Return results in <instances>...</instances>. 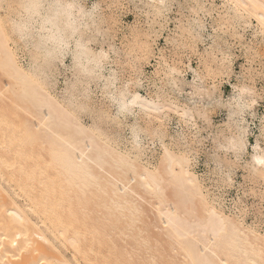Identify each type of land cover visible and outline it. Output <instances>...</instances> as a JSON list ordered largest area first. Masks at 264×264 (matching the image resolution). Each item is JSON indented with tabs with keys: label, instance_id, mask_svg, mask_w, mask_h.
Returning <instances> with one entry per match:
<instances>
[{
	"label": "bare ground",
	"instance_id": "bare-ground-1",
	"mask_svg": "<svg viewBox=\"0 0 264 264\" xmlns=\"http://www.w3.org/2000/svg\"><path fill=\"white\" fill-rule=\"evenodd\" d=\"M226 1L239 23L254 18L264 32V0ZM17 2L0 16V264H159L153 243L140 256V236L127 233L137 241L130 250L115 239L150 209L180 264H264V231L245 224L242 209L226 213L217 194V173L231 179L219 168L229 155L264 184V111L252 86L221 90L215 80L233 61L224 53L217 68L216 41L207 42L216 35L214 1L184 0L190 15L172 19L180 0H130L146 15L143 27L123 25L102 0ZM164 33L188 34L214 64L160 50L162 70L147 74L141 61ZM128 54L133 73L124 76ZM218 109L226 118L217 124Z\"/></svg>",
	"mask_w": 264,
	"mask_h": 264
},
{
	"label": "rangeland",
	"instance_id": "rangeland-1",
	"mask_svg": "<svg viewBox=\"0 0 264 264\" xmlns=\"http://www.w3.org/2000/svg\"><path fill=\"white\" fill-rule=\"evenodd\" d=\"M208 1H214V3L217 5L216 35L212 36L211 39L207 40V42H209L212 39H215V41H216L215 53L217 55V58H216L217 68L220 67V59H221L222 54H224V53L229 54L232 58V61H233L232 71L229 72L228 75L219 74L217 77H215V80H217L218 86L221 90L227 89L228 86L230 85V83L236 84L238 82H242V83H245V84L252 86L257 91V93L259 94V99H258L259 100V109H258V111H259V113H261L262 111H264V32L261 31L260 26L257 24V21L254 18L250 19L248 25H245L242 22L239 23L237 19L233 18L232 12L231 13L227 12V9L229 8V4L226 0H208ZM180 2L182 4L183 8L179 9L177 4H174L171 8V11L169 12L170 18L174 19L175 17H180L179 15H181V16H185L186 14L190 15V13L187 9V5L185 4L184 0H180ZM102 6H103V8H106L107 13H113L114 15L116 14L117 16H119L123 25L137 24L141 27L146 26V15L144 14V11H142V10L139 11L140 9L134 8V6H133L132 2H130V0H102ZM7 7H11L13 9H18L19 4H18L17 0H10L8 2ZM7 7L3 6V5L0 7V16L1 15L4 16V12L10 9ZM5 9H7V10H5ZM183 13H185V15ZM219 13H220L221 17H218ZM214 16H216V14H214ZM204 21L206 23L207 29L210 32V24L212 23L211 18L206 16L204 18ZM171 27H172V24H171ZM239 34H241V36L237 37ZM205 35H207V32H205ZM159 37H161V40H160V43L158 44ZM163 39H164V41H162ZM187 45L190 48H191V46H193L192 49L191 50H190V48L188 49V47H186ZM189 45H191V46H189ZM204 46L205 45L202 43H198V45H194L192 39L186 33L184 34V37L182 39L178 38L175 40H172L171 38L167 37L166 34L164 33V34H161L160 36H156L155 42H154V47H153V54L149 57L148 60H145V61L142 60L141 66L147 74L154 76V74H155L154 72H158V71L162 70L161 66L158 64L161 61V59H160L161 52L167 58H174V59H176V61H182V63H184V64L190 63L193 66L199 65L200 61H202V59L208 58L207 62L210 66V64L213 63V56L212 55L207 56V54L203 50ZM160 50H161V52H160ZM193 57L195 58V60H194L195 63L192 62ZM122 59L124 60V62L122 64V67L124 68L122 70L123 74H124V76H128L129 74L133 73V71H131V66L133 65L134 62H133L130 54L123 55ZM147 67H149V68H147ZM59 81H60L61 86H63L64 77L61 76L59 78ZM92 87H93V89L97 90L95 88V86H92ZM142 93H144V92L142 91ZM97 94H98V96H100L99 92ZM5 102H3L2 104L5 103L4 105H7L8 101L6 100ZM212 114H214L212 116H213V119L215 121H217V124L220 121V119L226 118V112L222 109H218L217 113L213 112ZM81 115L82 116L80 119L84 123H86V124L91 123V120L89 119L88 116H86V114L82 113ZM102 126H104L105 129L108 128L104 124ZM128 132L129 131L125 128L123 135L128 136ZM200 155L201 156H199V159L201 160V162L198 165L196 170H198L199 172H203L206 169V165L203 164V161H205V157L203 154H200ZM229 156L234 160V157L232 155H229ZM230 157H228L230 159L229 160L230 163L228 164L225 162L222 164V167H219V168L223 169L226 173H228L231 179L228 181L227 177L224 174L217 173V194H219L221 196V198L223 199L222 201L224 204V210L226 211V213H229L231 215H240L239 209H242L243 210L242 218L244 220V223L247 225L248 224L252 225V226L256 227L259 231L261 230V232H263L264 231V195H260V191L264 190V184H262V182L260 180H254L249 175L247 170L244 169L242 164H240V163L237 165L232 164ZM217 159L223 160L224 157H223V159L217 157ZM206 161H212V159L208 157L206 159ZM227 198L230 200H228ZM145 206H146V208L148 207V205H145ZM145 206L143 207L144 209H145ZM92 207L91 208L95 210V212L93 211V213H95V214L92 213L93 215L92 214L91 215L92 216L97 215L96 217H93L92 220H94L96 218L95 221H96V223H98L97 217H99L98 215L101 213L97 211L96 205L93 204ZM148 208L150 209V207H148ZM145 211H147L148 213H146ZM145 211H143V212H145L147 215L144 213V215L141 214V217H139V216L135 217L134 223H133L134 225L132 227L133 230L130 227H126L123 229V233H125L126 236L124 234V237L122 238V236H123L122 235L123 233H122L121 237L119 235V237H120L119 238L116 234L115 239L117 241L119 240L122 244L125 242V241H123V239L129 241L128 243H130V245H128V243L126 244L127 241L125 242V244H126L125 246L128 247L127 249H129L131 246L134 245V242H137L136 238H135L136 236H137V238H138V236L141 237V238L139 237L138 242H139V240L141 242V239H143V241H144V238H142V237H145L146 242H141L144 244L137 242V244L134 245V247H133L134 248L133 251H135L138 247H140V246H138L140 244L143 246V249L145 251L143 250L141 253V250H140V249H142L141 248L142 246H141L140 249L138 248L139 249L138 253L140 254V256H142V255L147 256V255H144V252L146 253L147 250H148V252H150V249H151V246H149V245H148V247L150 249H147L148 248L147 244H149V243H150V245L154 244L152 246L153 248H152L151 252L152 253L156 252L154 254H156L157 256L160 255L162 257V258L157 257L156 255L153 254L155 257H157V260H158V258L161 259L160 262L158 260L159 264H171L170 260H172V259H174V260H172V262L174 261L172 264H177V263L180 264L179 260H178V257H180L178 255L180 253L179 254L177 253L178 252V251H176L177 249L173 250V249H175V248H173V246H172L173 249L171 248V252H170V246L168 248L166 237L162 234V230H161V227L159 225L160 224L159 220H157V218L154 217L153 213H149V211H151V209L149 211L148 210H145ZM142 215L145 217L143 218ZM150 217H151V219H150ZM154 218L157 220L158 223H156V220ZM95 221H91V223H93V222L95 223ZM152 222L155 224H153ZM109 226H111V228H112L113 225H108L106 227H109ZM101 230L102 231L104 230L103 227H101ZM131 230H132V232H131ZM113 231L109 227V230H107L106 233H108L109 235L112 234V236L110 235L112 238L113 235L115 234V232L113 233ZM149 232H151V234ZM153 232H155V233H153ZM106 233L104 232L103 234H106ZM127 233H130L131 235L133 233L134 235H132V236H135L136 234L137 235L133 238L132 236L131 237L128 236L130 234L127 235ZM163 236H164V238H163ZM121 238H122V240H121ZM160 239H161L162 243H160L161 242ZM133 240H134V242H133ZM119 241L117 243L121 244V243H119ZM145 243H147V244H145ZM160 244H162V246ZM144 245L146 248L144 247ZM164 245H165V249H163ZM136 246H138V247L135 248ZM166 246H167V248H166ZM104 249L105 248H101V251L102 250L105 251ZM130 249H132V247ZM171 253H173L174 255ZM175 253H177V254H175ZM161 254H163L164 256ZM140 256H138V257H140ZM175 256H177V257H175ZM142 258L143 257H141V260H142ZM139 259L140 258H138V261L141 262V260H139ZM175 259H176V261H175ZM138 261H137V263H138ZM167 261H169V262H167ZM165 262H167V263H165ZM175 262H177V263H175Z\"/></svg>",
	"mask_w": 264,
	"mask_h": 264
},
{
	"label": "built area",
	"instance_id": "built-area-1",
	"mask_svg": "<svg viewBox=\"0 0 264 264\" xmlns=\"http://www.w3.org/2000/svg\"><path fill=\"white\" fill-rule=\"evenodd\" d=\"M160 40H161V37H159V39H158V44L160 43ZM162 41H164V39H163ZM194 60H195V58L193 57V60H192V62H194V63H195V61H194ZM152 62H153V61H152ZM147 68H149V67H147ZM202 134H205V133H203V132H202ZM227 199H228V198H227ZM228 200H230V199H228Z\"/></svg>",
	"mask_w": 264,
	"mask_h": 264
}]
</instances>
